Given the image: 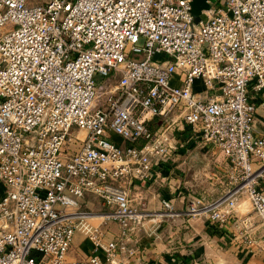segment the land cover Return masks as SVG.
<instances>
[{"label": "built area", "instance_id": "1", "mask_svg": "<svg viewBox=\"0 0 264 264\" xmlns=\"http://www.w3.org/2000/svg\"><path fill=\"white\" fill-rule=\"evenodd\" d=\"M191 1L0 0V264H158L146 222L204 215L221 230L241 194L264 228V0H205L198 20ZM185 125L228 185L147 208L131 187L166 181Z\"/></svg>", "mask_w": 264, "mask_h": 264}, {"label": "crops", "instance_id": "2", "mask_svg": "<svg viewBox=\"0 0 264 264\" xmlns=\"http://www.w3.org/2000/svg\"><path fill=\"white\" fill-rule=\"evenodd\" d=\"M255 125L258 131L264 129V108L260 105L256 108ZM112 137L116 142H122V138L118 135L112 134ZM178 138L180 146L173 155L172 164L162 167L161 170V174L167 175L166 181L140 182L131 187L133 199L136 201L139 198L147 208L158 209L161 195L169 196L175 207L182 208L189 195H192L178 190V179L172 173V167H179L182 163L186 164L190 160L191 151L196 150L195 148L200 143L191 135L187 125H185L184 131L178 134ZM199 150L207 151L205 148ZM219 154L221 155V153ZM191 155L195 161V156ZM175 160H180V162L174 163ZM214 165L217 167V173L222 172V175L227 176L226 172L219 169V166L223 165L222 159L219 163L215 162ZM219 178L220 176L216 174L213 177V182L214 180L218 181ZM200 194L210 195L209 193ZM83 206L89 209H98L101 207L100 198L93 193H86ZM244 217L250 219L248 225L241 222ZM151 223V221L146 222V231L139 230L138 237L144 255L155 260L158 264H264V228L259 223L249 199L244 194L238 196L235 214L225 228L220 230L221 233L214 232L208 227L210 223L204 215L190 219L183 216L165 219L154 232L148 233L147 227ZM109 225V230L106 233L107 238L117 234L119 229L116 222L109 223ZM246 234L253 239L252 242H248L243 237ZM76 236L79 237V242L75 248L77 256L73 258L82 259L89 253L90 242L79 231L75 233L74 237ZM72 246L74 245L71 243ZM227 253L231 255L229 256Z\"/></svg>", "mask_w": 264, "mask_h": 264}, {"label": "rangeland", "instance_id": "3", "mask_svg": "<svg viewBox=\"0 0 264 264\" xmlns=\"http://www.w3.org/2000/svg\"><path fill=\"white\" fill-rule=\"evenodd\" d=\"M194 16H196L194 14ZM163 56L166 57L165 54ZM84 136L83 132L79 133V137L82 138ZM75 147V146H73ZM192 147V146H190ZM207 149V151L203 152L199 149ZM196 150L191 151L190 153L193 154L195 157V161L191 158V154L187 163H182L181 166H174L172 167V173L178 179L179 187L182 193L185 194H193L197 195L200 193H209L210 195L218 194L220 191L227 187V176L222 175V172L217 173V167L214 165L215 162L219 163L222 159V164H224L223 157L218 153L214 152V149L211 146H208L205 143H200L196 148ZM199 150V151H197ZM192 159V160H191ZM180 160H175L174 163H179ZM218 174L220 176L218 181L213 182V177ZM101 208V207H100ZM98 208V209H100ZM96 210V209H94ZM92 221L97 222V219H93ZM110 224L113 222H108L104 226L109 229ZM209 223V222H208ZM79 242V237L76 236L73 238L72 246L70 248L69 255L72 257H76L75 255V248L77 243ZM229 256L230 253H227Z\"/></svg>", "mask_w": 264, "mask_h": 264}, {"label": "water", "instance_id": "4", "mask_svg": "<svg viewBox=\"0 0 264 264\" xmlns=\"http://www.w3.org/2000/svg\"><path fill=\"white\" fill-rule=\"evenodd\" d=\"M192 12L195 14V20H198V14L201 7L205 6V0H192L191 1Z\"/></svg>", "mask_w": 264, "mask_h": 264}, {"label": "trees", "instance_id": "5", "mask_svg": "<svg viewBox=\"0 0 264 264\" xmlns=\"http://www.w3.org/2000/svg\"><path fill=\"white\" fill-rule=\"evenodd\" d=\"M208 227L210 229H212V231H214V232L221 233V231L219 229H217L216 227H214L212 224H208Z\"/></svg>", "mask_w": 264, "mask_h": 264}]
</instances>
